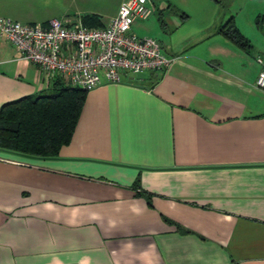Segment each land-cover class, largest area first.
<instances>
[{
  "label": "crops",
  "instance_id": "obj_1",
  "mask_svg": "<svg viewBox=\"0 0 264 264\" xmlns=\"http://www.w3.org/2000/svg\"><path fill=\"white\" fill-rule=\"evenodd\" d=\"M193 1L190 28L155 8L171 64L87 89L56 155L0 148V264H264V0ZM51 10L0 0L21 22ZM231 17L251 49L217 32ZM55 78L0 36V106Z\"/></svg>",
  "mask_w": 264,
  "mask_h": 264
},
{
  "label": "built area",
  "instance_id": "obj_2",
  "mask_svg": "<svg viewBox=\"0 0 264 264\" xmlns=\"http://www.w3.org/2000/svg\"><path fill=\"white\" fill-rule=\"evenodd\" d=\"M149 14L148 0H121L104 26L57 18L47 24L29 23L0 15V36L15 47L19 57L37 64L46 80L59 76L90 89L102 81H119L122 72L164 69L171 64L173 57L162 52L156 39L132 30L137 19ZM256 84L264 90V68Z\"/></svg>",
  "mask_w": 264,
  "mask_h": 264
},
{
  "label": "trees",
  "instance_id": "obj_3",
  "mask_svg": "<svg viewBox=\"0 0 264 264\" xmlns=\"http://www.w3.org/2000/svg\"><path fill=\"white\" fill-rule=\"evenodd\" d=\"M181 16L186 18L188 14L182 12ZM80 19L88 26L105 25L96 13L83 14ZM217 32L243 49L253 47L234 17L220 25ZM86 91L56 76L50 89L4 102L0 106V148L40 156L56 155L60 146L70 140ZM134 188L149 201L138 180Z\"/></svg>",
  "mask_w": 264,
  "mask_h": 264
},
{
  "label": "rangeland",
  "instance_id": "obj_4",
  "mask_svg": "<svg viewBox=\"0 0 264 264\" xmlns=\"http://www.w3.org/2000/svg\"><path fill=\"white\" fill-rule=\"evenodd\" d=\"M163 1H169L172 3V6L175 5L178 8V14L181 15L182 11H186L189 14L190 21L185 25V28H190V25L196 24L199 14H197V6L193 0H148L150 14L144 19H137L135 23L132 24V30L135 34L138 36H149L160 42L165 39L164 33L161 32L164 25H162L159 11L157 9L155 10L156 6L160 7ZM51 2V14L58 20L62 21L66 17L75 20L80 19V16L83 14L96 13L106 25L115 15L121 0H51ZM224 7L225 8L220 7L222 12L227 8L225 5ZM222 8L224 10H222ZM172 11L173 10L166 8L163 10L161 16L165 18V16ZM203 13H206V9L203 10ZM178 34L179 33L175 36H178ZM136 74H146V70Z\"/></svg>",
  "mask_w": 264,
  "mask_h": 264
}]
</instances>
